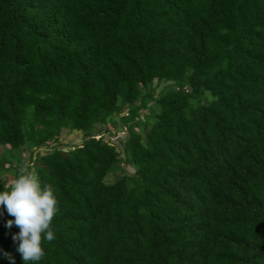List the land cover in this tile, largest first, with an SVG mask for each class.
<instances>
[{
  "label": "trees",
  "instance_id": "16d2710c",
  "mask_svg": "<svg viewBox=\"0 0 264 264\" xmlns=\"http://www.w3.org/2000/svg\"><path fill=\"white\" fill-rule=\"evenodd\" d=\"M0 147L57 193L40 264H264V0H0Z\"/></svg>",
  "mask_w": 264,
  "mask_h": 264
},
{
  "label": "clouds",
  "instance_id": "9594fccd",
  "mask_svg": "<svg viewBox=\"0 0 264 264\" xmlns=\"http://www.w3.org/2000/svg\"><path fill=\"white\" fill-rule=\"evenodd\" d=\"M0 207L14 217L6 221L5 227L15 225L19 228L12 239L18 242L16 251L23 264H40L45 256L43 244L55 239L52 221L59 212L56 191L21 163L16 178L0 190ZM0 259L15 264V258L2 247Z\"/></svg>",
  "mask_w": 264,
  "mask_h": 264
},
{
  "label": "rangeland",
  "instance_id": "374dc122",
  "mask_svg": "<svg viewBox=\"0 0 264 264\" xmlns=\"http://www.w3.org/2000/svg\"><path fill=\"white\" fill-rule=\"evenodd\" d=\"M172 88V84L171 83H158V82H154L153 85V89L156 93V95H158L159 93L163 92V91H167L169 89ZM213 100V97L207 93L206 96L203 98L202 103H207ZM154 105V104H153ZM155 107L156 113L159 112V108ZM149 111H145V114H148ZM150 123L152 124V122L154 121V116H151V118H149ZM109 130L111 132V135H109L107 132H104L102 135L106 137L107 140L113 142L114 144H116L119 148H120V144H122L128 137V132L127 130L122 127V126H118V127H112L109 126ZM81 141V136L80 134H75V133H71V132H67L64 131L61 135V144H62V149L64 150H68L72 145H76L79 144ZM8 150V148L6 147H0V159L3 158L5 152ZM14 155L16 157H21V158H28L29 154L27 151L25 150H20L19 152H15ZM18 165L16 162H14V168L17 169ZM121 167L125 170V172L127 174H132L134 172V169L132 166L127 165L125 163H122ZM12 170L9 173H5L3 174L2 177V181L4 184H8L10 185L11 182L16 178V171ZM121 172H112L110 173L106 179L105 182L106 183H112L113 181H115L116 178H118L119 176H121Z\"/></svg>",
  "mask_w": 264,
  "mask_h": 264
}]
</instances>
